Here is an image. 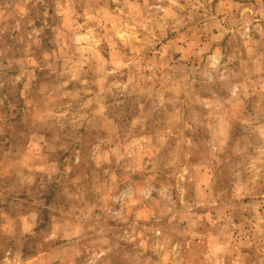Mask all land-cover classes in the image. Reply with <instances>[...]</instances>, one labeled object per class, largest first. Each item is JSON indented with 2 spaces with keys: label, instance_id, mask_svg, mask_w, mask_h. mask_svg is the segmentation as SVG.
<instances>
[{
  "label": "rangeland",
  "instance_id": "1",
  "mask_svg": "<svg viewBox=\"0 0 264 264\" xmlns=\"http://www.w3.org/2000/svg\"><path fill=\"white\" fill-rule=\"evenodd\" d=\"M0 264H264V0H0Z\"/></svg>",
  "mask_w": 264,
  "mask_h": 264
}]
</instances>
